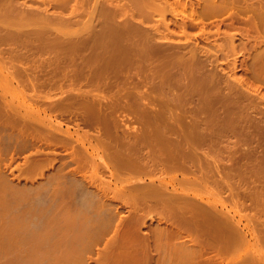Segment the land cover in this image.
<instances>
[{
	"label": "rangeland",
	"instance_id": "rangeland-1",
	"mask_svg": "<svg viewBox=\"0 0 264 264\" xmlns=\"http://www.w3.org/2000/svg\"><path fill=\"white\" fill-rule=\"evenodd\" d=\"M11 1L14 2V5L13 2L10 3L11 5L9 4L10 6L13 5L12 7H9V5L4 3V8H2V2V6H0V60L5 64H3L4 68H2L3 65L0 64V73L2 72V75H0L2 77L3 75L5 77L8 76L6 79L3 77L6 82H4L1 79L2 77H0V264H239V261H241L240 258L243 257L246 258H243L245 260H242L244 264H253L251 261L253 257H256V255L258 257L260 256L259 254H261V256L258 258L263 257L264 251L262 250L264 249V222L259 221V219L264 220V218H262L264 215V204H262V208H260L261 200L264 203V106H262L264 103H262L260 99L264 97V31H261V29L264 30V0H239V2L238 0L236 2L232 0L233 3L231 0H229V2L231 1L230 4L232 3L233 6L234 3H236V7H232L228 0H224L225 2H223V7L225 8L223 9H226V5L229 7L231 6V8L234 9L232 10L230 8L229 10L227 7V12L226 10L223 11L222 9V13L218 11V15L215 14L216 7H214V10H212L213 12L207 7L211 6L213 8L212 4H214L215 1L211 0L212 4H210V0H204L207 3L210 2L209 5H206V7L208 8V12H211V14L213 13L214 15H209L206 12L207 10H203L208 15L205 18L201 17L200 20V11L201 16L203 15V11L197 7V4L200 7V2H202V0L200 2L199 0H177V2L175 0V4H177V6L179 5V1L182 3L185 2L184 4L186 7L184 5L182 6H184L186 10H193V16H197L194 17L195 21L190 19L193 17L190 16L193 14L192 10L190 11L191 13L189 15L188 13L186 14L187 11H185L183 7L179 8L178 6L176 7L177 11H175L177 13L179 11L182 13L184 12V15L182 14V16L179 14L180 12L176 15L174 11L176 5L173 4L174 0H171L173 3H171L170 0H167V2L170 3L167 5L165 0H159V2L161 1L160 4H164L162 5L163 8L159 3L152 0L151 5L152 2L158 4L159 8L156 10L160 11V13L155 12V9L149 7L150 1L148 0L146 2L149 6L147 3H145V0H121V2L120 0H103L104 4H102V0H66V4L65 1L62 0V4H65L62 7L60 3V7L58 6V1L61 2V0H47L48 6H46L47 4L44 5L42 0H25L26 2L24 4L23 2L20 3L21 0H19V3L17 2L18 0ZM37 1L38 3L36 4L35 2ZM49 1H57V3L52 4L53 2H51V6ZM97 1L101 3L96 5L99 3ZM162 1L165 3H162ZM191 1L193 2V8H191ZM217 1L218 0H216L214 6L217 4L222 5V0H219V3H217ZM226 1L228 4H226ZM7 2L8 0H6V3ZM117 4V8L120 7L118 9L119 11L115 10ZM133 4L135 5L134 9V6H132ZM145 4L149 11L145 8L143 14L142 9L145 7ZM18 5L19 7L17 8ZM29 5L30 7L32 5L34 7V9L32 7L30 9L29 7V12L32 10L37 14L38 11L37 15L39 17L36 14H33L32 11L29 14L27 9L28 7L25 8ZM170 5L173 7L174 12L172 11V13H175L174 17L175 15L176 17L178 16L176 18L177 21L175 20L176 24L173 22L175 18L172 16L174 18L173 19L170 16L172 14L169 13V7L171 8ZM202 5L204 8V3H202ZM103 6L106 8H103ZM125 6H127L128 9H125ZM7 7H9V11ZM165 7L167 10L164 9ZM196 7L197 10H199V14L198 11H196V14L198 15L195 14L196 9L194 10ZM150 8L152 11H150ZM237 8L241 9V11H236ZM17 9L19 10L17 11ZM39 9L43 10L44 15L41 14L42 11ZM121 9L123 12H121L120 16ZM163 10L165 12L169 11L168 16L164 14ZM13 11H16V15H14ZM100 11L108 18H106L108 22L107 27H105L106 31L103 30L102 26H106L103 24H106L107 22H102L101 16L99 17ZM110 11L111 15L109 14ZM233 11H235L233 13L234 16H232L233 14L230 16ZM19 12L21 13L19 14ZM25 12L29 15H27ZM95 12H99V14L97 15ZM138 12H140V15L137 16ZM8 13L10 18L16 16L18 17L20 15V22L17 21L16 23L15 19L18 20L17 17L14 18V20H10L9 18L7 19L5 15ZM131 13L133 15L136 14L135 16H137V19L135 17L134 20L131 19L133 18ZM145 13L156 15L152 16L149 14V17L147 16L149 20L147 18L145 20L143 18V16L145 17V15H147ZM235 13H237V17H235ZM24 14L26 15L27 22H23L25 21ZM33 15L36 19L31 18ZM130 15L131 18H129ZM139 16V20L141 17V21L144 19L142 26L141 21L139 22L138 20ZM21 17L24 18L21 20ZM48 17L50 19H48ZM124 17H126L127 20L130 19L128 20L129 24L127 21H125L126 18ZM163 17H165V19L167 18L166 21ZM232 17H234V19ZM182 18L185 21H183ZM68 19L70 22H67ZM159 19L162 21V24L159 23ZM6 20L10 22H7ZM29 20L30 22H28ZM97 20L100 22H97ZM95 21L97 23L94 27L93 25H95ZM124 21L127 28L126 32L129 30V28H131L130 33H128L129 35L133 29L135 31V28L138 29V27L141 26L140 30L142 33L141 31L139 32V29H136V31L139 33L138 36L136 32V36L138 37L139 41L136 39L137 42H134L136 36H133V33L131 34V38L130 36L127 37V39L129 38L131 40L130 42L133 40V44L131 43L132 45L129 44V40L127 41L126 39H123L127 36H122V33L125 32ZM133 22L135 23L134 25H132ZM180 22L183 23L180 24ZM90 23L93 25L91 24L90 26ZM158 23L162 25H159V27H165L164 29H166L167 32H165V36L163 32L164 30L162 28L158 30L159 33H162L156 34ZM170 23L172 25H170ZM178 23L180 25H184L185 23L187 28L185 25L180 27L177 25ZM230 23L233 25L231 28ZM120 24H122V30L124 29V31L120 29ZM167 24L170 26L169 30L168 26L166 27ZM131 25L132 27H130ZM154 25L156 26V30ZM143 26L146 30L147 27L145 26L151 27L150 30L148 27V31H146L145 29H142ZM84 28L88 30L87 33L84 32ZM94 28L96 31L93 30ZM39 29L43 31L40 32ZM90 29L93 30L92 35V31ZM185 29L190 35L188 33L186 35ZM203 29L207 32L204 31L203 33ZM228 29H230L232 33L231 31L228 33ZM37 30H39V33ZM98 30L99 34L97 35ZM100 30L103 31L102 35H105V38L101 36ZM119 30H121L122 33ZM180 30L183 35L179 33ZM78 31L79 35H77ZM143 31H145L144 36L146 35V37H143ZM169 31L173 33L176 31L179 34L176 35L175 32L174 36V34ZM235 31H238L236 34L237 36L234 34L236 33ZM208 32L210 33L209 35ZM82 33L83 37L87 40H90L91 44L89 41L87 44V40L84 43L82 40L84 38H81ZM116 33H121L122 40H124L123 47V43L120 44L121 47L118 45L121 41V37ZM168 33H170V35L172 34L173 37ZM93 34L96 35L97 38H100V40H95L96 38L93 36ZM114 34L115 37H118V39L114 38L116 42H118H114V46H111L110 44H112L114 40ZM166 34L168 37H166ZM222 34L223 36H221ZM227 34H230L228 43ZM110 35L111 38L109 37ZM155 35L158 38L160 37V39H163L159 40L156 37V39L161 42H158V46L154 44L157 43V40L153 38ZM188 35L190 36V39L188 38L187 40ZM204 35L206 38L208 36V38L206 39ZM149 36L152 38L150 39ZM220 36L222 39H224V47L222 39L220 41ZM233 36L237 38L235 39ZM92 37L94 40H92ZM147 37L149 39V44L146 42ZM233 38L236 40L233 45L237 44L238 50H235V46V48L230 46L232 45V42H234ZM71 39L73 42L76 41L77 43L75 42V44L72 45L70 43ZM80 39L82 40V44L80 43ZM208 39H210L211 43H207V41L209 42ZM214 39H217L215 40L217 44L220 43V46L218 45L219 47L216 46L217 44ZM230 39H232L231 43ZM109 40H111V42ZM141 40H144V43H146L144 45L146 49L143 46L145 51L144 54L142 49L141 52L139 51V48H141L140 46L143 45ZM151 40L153 41V43H151L153 46L150 44V42H152ZM164 40L165 42L168 40L166 42L167 44L163 42ZM105 41L107 42V47L109 49L112 47V50L104 48L106 47ZM244 41H246L245 44L248 42L249 43L244 45ZM137 43H142V45L140 44L139 46ZM175 43L177 46H175ZM194 43H197V46H195L196 44ZM76 44H80L82 46L84 45V47L78 45L77 47ZM89 44L92 48L89 46ZM115 44L120 47L121 50ZM135 44H137L136 48L137 46L139 47L137 49L139 54L142 53L143 55L137 54L135 47L133 48V45ZM147 44L150 45L148 46L149 49L147 48ZM209 44L213 47V49L211 47L212 50L208 49L210 48ZM127 45H129V50L124 49V47ZM159 45H161V47H159ZM167 45L170 46L171 52L174 51V49L177 51V53H181V51H183L180 57L181 60L178 59L180 53L179 55H176L173 52L172 53L178 58L176 59L175 57H172V59L169 60V57H171V55L173 56L171 52V55H169V47L165 52V49H162L164 53L161 51L162 46L163 48H167ZM171 45L174 47V49ZM188 45H192L188 48L189 51L187 50ZM199 45L203 47L206 46V48H203V51L201 49L200 52ZM256 45L260 47H257ZM67 46H74V49L76 46L78 49L73 50V48H70L69 50ZM85 46H87V48L89 47L88 49L91 51L85 49ZM102 46L104 47L102 48ZM154 46L155 48L157 47V50H155ZM114 47L117 51L114 49ZM230 48H232L231 51L227 52V49ZM196 49L199 50L197 51ZM67 50H69V52ZM146 50L150 51V54L152 52L151 56L149 53V56H147L148 54L146 53ZM215 50L217 51L216 54L214 53ZM155 51H159L158 54ZM160 51L163 54H160ZM186 51H188L189 54L188 52L186 53ZM192 51L193 53L198 52L195 56H193V60L191 59L193 54ZM212 51L214 52L212 53ZM235 51H238V53L236 52L237 59L236 57V60L234 59V61L237 62L234 63L233 57L235 56ZM166 52H168V54ZM183 53L184 56L182 57ZM131 54L136 56H132ZM186 54L188 55L185 57ZM207 55L209 57H207ZM71 57H73V59L70 60ZM68 58L69 65L71 66H68V63L66 64L65 62ZM186 58L189 60V62L192 60L193 62L191 61V63L193 64L190 65L188 61L186 62ZM74 59H77V68L74 67L75 65H73V62H75ZM135 59L137 61L139 59L140 63L142 60V63L139 64L138 62V64H135L137 63ZM182 60L184 62H182ZM60 61L62 64L65 62V65L68 68L70 67V70L73 66L75 69L74 74L76 72V74H79V71L80 73L82 72V75L84 74L82 79L85 82H83L79 76L81 74H75L76 76L73 74V68L70 71L67 67H64V64L59 65ZM228 61L229 63H227ZM232 64L236 70H234ZM9 71L13 72L15 77L12 75L13 73H10ZM66 75L73 77L75 85L71 81L72 77L70 79L68 76L65 77ZM73 75L75 77L79 76L78 81L77 79L74 80L75 77ZM11 76H13L15 80ZM30 76H32L33 80L30 79ZM162 77L164 79L166 77L164 82V79H161ZM235 77L238 79V81L235 79ZM85 78L88 80H85ZM241 79L244 83H241ZM31 80L33 82H31ZM177 80L179 83H176ZM183 80H185V82ZM69 81L71 84H64L65 82ZM87 81L92 82V84L88 82L89 86L86 85ZM186 81L188 85H186ZM32 83L35 85L33 86ZM48 83L52 85H48ZM59 83L60 85L62 83L64 85H57V87L56 84ZM180 83H183L182 86L185 83V87H182ZM47 85L50 87H47ZM242 85L248 86H245L248 93L245 88L243 89ZM214 87L216 90L213 91L212 88L215 89ZM228 88L230 89L227 92ZM230 90H233L234 92ZM237 90H240V93ZM250 90L254 93L251 94L249 92ZM78 91H81L82 93L79 92L78 94ZM215 91L218 92L214 94ZM225 91L228 93V96H226L227 101H224V94H226ZM230 92L234 93V95H236L235 92H237L238 95L234 96ZM191 93L193 94L192 96ZM211 93L213 96L210 95ZM70 94L71 96L69 97L71 99L76 95L74 97L76 98L75 101H73L74 98L70 100L68 97ZM77 94L79 97H77ZM185 94L190 96H186ZM217 94L219 97L216 96ZM241 94L245 96V99H243L244 96ZM258 94L263 95L259 98ZM85 95L89 99L87 101L86 98L87 102L84 105L82 103L83 101L81 97L83 96V99H85ZM184 95L185 97H183ZM209 96L213 97V100L211 97L209 98ZM246 96L251 100L249 101L248 98L246 99ZM67 97L71 103L68 101L69 105L64 106L63 103L68 100ZM216 97L221 101H218L219 104L216 102ZM185 98L190 99H187L188 101H186ZM200 98L203 101L206 99L205 102H210H207L205 105V102H200ZM90 100H92V102L88 103ZM262 100L264 101V99ZM72 101L74 104L76 101L77 104L78 102L79 104L82 103L80 104L81 107L79 108L77 104L74 106ZM57 102L58 104L61 102L62 105H57ZM94 102L96 107L100 105L98 110L99 114L98 111L95 113V110L98 108H93V106L95 107ZM160 102L161 104L163 103L165 110L162 108ZM198 102H200V105ZM68 103L66 102L65 104ZM87 103L88 105L93 104L91 105V108L93 110L95 109V112H93L91 108L87 107ZM131 103H133L132 107H130ZM50 104H55V106H59L60 108L58 107L51 109L50 111L49 108H46L47 105H49L48 107L50 108H54ZM111 104L113 106H117L118 108L110 106ZM124 104L125 106H123ZM127 104L130 108H133L135 105H137L136 108L138 107L141 109V112L143 111L147 113L148 111V115L150 113L151 116L149 115L150 117H147L146 113L143 114V112L141 113L138 111L139 109L136 108L129 110V107H126L128 106ZM201 104L202 106L204 104V106L202 107ZM207 104H209V106ZM212 104L215 106H212ZM69 106H73L72 108H77L72 109L69 108ZM83 106H85V108H83ZM119 106L121 108H119ZM200 106L203 110L198 108ZM104 107L105 109H103ZM106 108H108V111H106ZM112 108H114L113 110H115V108H117L116 110L119 109L118 111H114V114L116 112V116H119L117 118L116 116L113 118V120L116 119L113 123L111 122L112 118L107 117L108 114L109 116L112 114H110V112L113 111L111 110ZM86 109H88V112H86ZM144 109L147 111H144ZM37 110L40 115L37 114ZM132 110H137L135 111L137 115ZM155 110H157V113ZM128 111H131L130 114L132 113V115L128 114ZM199 111L202 112L199 113ZM44 112L47 114H44ZM106 112L107 114H105ZM137 112L140 113L138 114ZM84 113H94L95 116L92 114L93 119H91V115L88 114V116L85 114V116L83 115ZM103 113L105 116L107 115V119L104 115V118L101 119ZM155 113L159 116L155 115ZM96 115L101 117L98 118L99 116L96 117ZM144 115H146V119ZM136 116L138 117L136 118ZM83 117H87V120L84 121L85 119L83 120ZM173 117L175 119H173ZM93 120H98L99 122H101V120H108L109 124L111 122L112 128L107 126L110 128L107 129L106 126H104L108 121H104L102 123H97V121H94L96 122L94 123ZM199 120H201L200 122L206 125L204 128H202L204 124H201ZM56 121H60L61 126L59 129L61 128L62 132L61 129L57 131L58 129L56 128H58L60 123L58 124ZM89 121L90 123L86 124ZM116 121L119 122L118 124L114 125ZM103 123L105 124L103 125ZM185 123L188 125H186V127H190L192 124V128L190 127L187 129V131H189L187 133L184 132V127H182L185 125ZM188 123H190V125ZM195 124H197L196 127ZM198 124L201 126L199 125L200 127H198ZM76 126L79 128V130L76 128ZM178 126L183 128V130L181 129L183 132L179 130L181 127L179 128ZM172 127H176L178 133H176L174 128L172 130ZM66 128L67 130L69 129L68 131H70V133L68 132L69 135L66 134ZM203 129L205 130L203 131ZM74 130H77L78 134H73L72 132H75ZM63 131L66 132L64 133L66 136L63 134ZM144 131L145 135L143 133ZM53 132L55 135H53ZM60 132L62 134H60ZM203 132H206V135L208 136L207 138L205 135L199 134ZM182 133H185V136L189 133L192 134H189V138L186 136L187 140L182 142L183 139H186ZM71 134L73 135L70 136ZM51 135L55 137L52 136L53 138H51ZM80 135L81 138L79 137ZM200 135L211 141L210 144L204 137V139H201ZM67 136H70V138ZM83 136H85V142H83L84 145L82 143L81 146V141L79 142L78 140H82ZM77 137H79L78 140ZM181 137L183 138L182 140ZM75 139L78 141V143L75 141ZM176 143L181 145L183 143H185L184 145H187L188 143L189 146H185V150L183 149V145V147H180L181 145H177ZM190 147L192 148L191 151L188 150ZM178 148L181 149V152ZM182 149L184 150V153L186 151L185 155L182 154ZM163 157H168V160L170 159L171 161L167 162V159L164 160ZM171 157L172 159L177 158L176 160H178L179 163L182 160L186 165L189 166V168H186V170L190 169L189 172H185L184 163L180 164V168L184 167V169H180L179 167L177 168V166H179L178 161L176 166V163H173L175 159L172 160ZM158 161L160 163H158ZM162 162H165V165ZM154 164H157L158 170L159 168L163 169L162 166L169 164L170 170L164 168L166 171L168 170L170 173H172L171 168L173 170L177 168L186 174L183 173L184 175H181L179 174V171L175 170L173 173H176L177 171L178 174V178H176L175 176L177 174H169L168 171L165 173L163 171L164 169L162 171H160V169L159 171L161 173H159L156 166L153 168L154 171L152 169L153 172L151 169H147L148 167L152 168ZM217 167L219 168L218 172L216 171L218 170ZM142 168H144V170L147 169V172H144ZM230 168L235 170H231ZM192 169H195L198 174L201 172V170L202 172L208 171V173H213V175L209 174L213 176V178L206 176V172H201L199 174H202L205 178L208 177L205 180L210 179L208 180L210 185L215 182L212 184L213 186L211 185V190L209 189L211 187L209 186V183L205 182L204 179L203 181H199V177H195V175L198 174ZM163 172L167 174V177L162 176ZM152 173L156 175H153ZM189 173H194V176L189 175ZM112 174L113 176H111ZM157 175L159 178H165L160 182L166 181L171 184L168 185L167 183L168 186H166V182L165 184L161 183V186L162 184L166 186H163L162 190L163 188L165 190V188L170 187L165 190L166 192H164V190L162 191L160 187L159 189L155 190L160 184L158 183L159 178H156ZM182 176H184V182H180L182 185L178 186V184H180L178 179ZM153 177L156 178L152 179V181L155 183V187L153 182L150 181ZM172 177H175L174 181L171 180ZM194 177L195 179L193 182L191 179ZM225 177L230 179L231 184L234 187L230 185L229 179H225ZM188 178L190 179L191 184L193 182L192 185L186 181H189ZM215 178L217 179L216 181H214ZM175 179L177 180L175 181ZM179 180L182 181L181 179ZM218 180L222 181V183L225 182V184L226 182H229L228 186L225 184L223 185V187L226 186L224 187L226 189L225 192L223 191V188H220L222 183L217 182ZM195 182H197L198 185H196ZM216 182L219 184V186L215 185ZM157 183L158 185L156 186ZM206 183L209 186L207 187L208 190L206 189V191L202 192V189H205L206 187L204 185L203 187L205 188L202 187L200 189V186ZM184 184H187L189 188L191 186L192 188H198L199 186V189H196L195 191V189L192 190V188H190V190ZM171 186H174V191L178 188V193L181 187L180 192L182 191L181 193H183V197L181 193H179L178 195H180L181 198L178 199L179 196L176 195V191L174 192L172 190L173 187ZM215 186L216 188H219H217L219 191L222 190L220 194L222 197L224 195H227V197L225 196L222 198L219 195V191H216L219 192L216 195V192H214L217 190L214 188ZM227 187L236 189L238 193L234 189L233 193H230V190H228L229 188ZM255 188H258V190ZM169 189L172 190L171 194L174 192L175 198L172 197L173 195L169 194L171 191ZM182 189H184V191L186 190L187 192H184ZM152 190H155L156 193H152ZM227 190L229 191L228 193ZM255 190L256 194L258 192V195L255 194ZM146 191H149L152 193V195ZM159 191H162V194L158 193ZM193 191L198 193L196 194ZM163 192L167 195L169 194L170 197H168L166 194H163ZM204 192H211V196H208L209 194H204ZM235 192L236 195H240L239 197H242L239 198L241 199L240 201L234 194ZM214 193L217 198H221L220 202L222 204L220 203V205H223V207L219 205V200H215L217 198L214 197ZM231 194H233L234 197H232ZM254 194L257 198L254 196ZM185 195L190 198H186L187 196L184 197ZM193 195L196 197L198 196V198L195 199V196ZM230 196L233 200L236 197L235 199L239 201V204H246V207L247 204L251 203V201L252 204H254L253 202H256V200L253 201V199H257V202L260 203V205L255 203L253 207L252 204H250V207L248 205L249 208H245V206L242 207L237 203L236 200H234L236 203L234 206V201ZM252 196L254 197L252 198ZM224 198L226 200H224ZM192 200H195L197 203H194V201L192 203ZM227 200L228 202L230 201L233 207L237 209H231V204L228 203ZM243 200L247 203L242 202ZM211 201H215L216 203ZM199 202H205L203 205H207L206 207H208L210 204H218L216 205V209H220L221 213L217 214V212L220 211H217L216 209H213V211L216 210L214 212L218 218L221 214L220 217L222 222L219 223L215 214L214 216L212 215L213 213L211 211V206L209 207L211 208L210 211L212 214H209L210 211L209 213L203 212L204 209L206 210V207H203L202 203L198 204ZM206 202L211 203L207 204ZM191 204H193L198 209H201L200 207H202L201 210L205 216H203L201 211H199V213L197 210L199 213L198 215H202V217L199 219H203V217L205 218L206 215H210V217L213 216L211 219L208 218V221L210 222L211 220V223L207 221L209 223L207 229L209 231L210 226V232L215 231V234L222 239L221 241H217L221 245L220 248H218L219 244L217 245V242L216 244L213 242L220 240V238L218 239L214 232L212 236V232L206 233L207 230H202L204 229L202 228L204 227L203 225H207V222L203 223L202 221L201 223L199 221L201 224V229L199 223L196 225V223L193 222H198L199 216L197 219L194 218L195 215L197 216V213L194 211L196 210L194 207L192 208V212L194 211L195 215L192 213L193 216H190L191 207L193 206ZM196 204L198 205L196 206ZM256 204L259 205L258 208L260 211L263 209L261 212L257 211L259 209H256ZM207 209L209 210V208ZM234 209L237 213H234ZM240 209L242 210L240 215H244V217L246 216L245 218H239V211H241ZM244 209L245 211H243ZM254 210H256L257 213L254 212ZM172 211L177 213L176 216L174 213H171ZM257 214L260 215L261 218L257 216ZM247 215L248 217L252 216L257 218L255 220H253V218L252 221L249 218L248 221ZM133 216L138 218L137 221H135L136 219H134ZM190 217L191 219L193 218L196 220L188 223V220L191 221ZM214 217L217 219L215 223ZM129 218L134 220L131 224H128L131 222L129 221ZM180 220H182L183 223ZM239 221L240 223L238 225ZM191 223L193 224L191 225ZM194 223L196 227L194 226ZM216 223H219V225ZM210 224H214L213 227L215 229V226L218 225L217 231L213 228L212 230V225ZM124 225H133V227H131V230L130 226L129 229H124ZM237 226L240 228L238 229ZM233 229H238L237 232L242 230V232L237 233L235 230V232L232 234ZM198 230L202 234H199L200 232ZM203 233L205 236H207L205 239L208 238L210 240H212L211 237L213 238L215 235L217 239L215 240L214 237L212 242L216 246L213 245L214 247H212L211 241L208 243L210 245H207L208 239H204L202 236ZM258 233H260L259 235L262 236H259V239L254 237V235H257ZM210 234L211 236H208ZM231 234L233 236H237L238 234V239H233ZM240 235H243L242 238L245 235L244 239L246 240V243H244L245 240L243 241ZM229 236H232L234 241L231 239L232 241L230 240V242H228V240L227 243L226 239ZM240 239L242 240V244L239 242ZM254 239L258 241L260 240V242L257 244L258 241H255ZM247 241H249V244H252V248L250 247L251 245L247 244ZM253 241H255L254 244ZM225 242L228 245H225L224 250L223 248L221 249V247H224L222 244L224 245ZM256 244L257 246L261 245V248L263 249L260 250V247H258L259 249L256 248ZM258 250H260V252L263 254ZM251 255L254 256L252 257ZM251 257L252 259H250ZM254 259L257 260V258Z\"/></svg>",
	"mask_w": 264,
	"mask_h": 264
},
{
	"label": "bare ground",
	"instance_id": "bare-ground-1",
	"mask_svg": "<svg viewBox=\"0 0 264 264\" xmlns=\"http://www.w3.org/2000/svg\"><path fill=\"white\" fill-rule=\"evenodd\" d=\"M14 1H15V0H14ZM29 1H31V0H29ZM32 1H33V0H32ZM45 1H46V2H45ZM45 1L42 0V2H44V5L47 4V0H45ZM54 1H55V0H54ZM63 1H65V4L67 3L66 0H63ZM70 1H71V0H70ZM123 1H125V0H123ZM146 1H147V0H145V3H147ZM148 1H150V4H149L150 6L148 5V3H147V5H148L149 7H151L152 9H155V10H154L155 12H159V13H160V11H157V10H156V9H158L159 7H158V4H155V2H157V3L160 4L161 1L159 2V0H158V1H157V0H154L155 2H154V3L152 2V5H151V1H152V0H148ZM168 1H169V0H168ZM180 1H181V0H180ZM180 1H179V2H180ZM200 1H201V0H199V2H200ZM203 1H204V0H202V2H200V3H201L200 7L198 6V4H197V7L200 8V10H202V11H203V10H204V11L207 10L206 12H207L209 15L211 14V12H208V8H209L210 11H212V10L215 9L214 7H216V9H215V14H217V15H218L219 12L222 13V9L225 8V7H223V2H225L224 0H222V5H221V4H220V5L217 4V5H215V6H214V4L216 3V0H213V1H215L214 4H212V1H211V0H210L211 3H210V2L207 3L206 1H204V2H203ZM231 1H232V0H231ZM231 1H230V2H231ZM233 1L236 2L237 0H233ZM233 1H232V3H233ZM1 2L3 3V7H2V8H4V3L7 4V5H9V4H10L11 2H13V1H11V0L9 1V0H8V2L6 3V0H0V6H2ZM17 2L19 3V0H18ZM22 2H23V4H24L26 1H25V0H24V1L21 0L20 3H22ZM42 2H40V3H42ZM49 2H50V1H49ZM51 2H53V1H51ZM51 2H50V5H51ZM97 2H99V1H97ZM120 2H121V0H120ZM163 2H164V1H162V3H163ZM165 2H166V5L169 3V2H167V0H165ZM165 2H164V3H165ZM170 2L173 3L171 0H170ZM176 2H177V0H176ZM179 2H178V4H179V5H178L179 8H180V7H183V8L185 9V7H186V5L184 4L185 2H184V1H183L184 3L180 2L181 5H180ZM197 2H198V1H197ZM199 2H198V3H199ZM219 2H220V1L218 0L217 3H219ZM228 2H229V0H228ZM230 2H229V4H230ZM238 2H239V0H238ZM238 2H237V3H238ZM240 2H241V1H240ZM35 3L37 4L38 1L35 2ZM55 3H57V1H56V2H53L52 4H55ZM59 3L61 4V7H62L63 5H65L64 3L62 4V0H61V2L58 1V4H59ZM100 3H101V2L97 3L96 5H98V4H100ZM191 3H192V4H191V8H193V7H194V6H192V5H193V2L191 1ZM200 3H199V4H200ZM202 3H204V8H206V9L203 8ZM206 3H207V4H206ZM209 3L212 4L213 8H212L211 6H207L208 8L206 7V5H209ZM232 3H231L230 5H232ZM26 4H27V3H26ZM60 4L58 5L59 7H60ZM102 4H104V3H103V0H102ZM118 4H119V2H118ZM118 4H117L116 7H115L116 9L114 8L115 10H118V9L120 8V7L117 8ZM169 4H170V3H169ZM173 4H175V0H174V3H173ZM226 4H228L227 1H226ZM235 4H236V3H234V6H235ZM10 5H11V4H10ZM10 5H9V7H12V6L14 5V2H13V5H12V6H10ZM27 5H28V4H27ZM42 5H43V4H42ZM42 5H41V6H42ZM119 5H120V4H119ZM121 5H122V4H121ZM123 5H124V3H123ZM162 5H164V4H160V6H162ZM175 5H176V6H175L174 11H175V10L177 11L176 7H178V6H177V4H175ZM182 5H184L185 7L182 6ZM46 6H48V4H47ZM51 6H52V5H51ZM53 6H54V5H53ZM132 6H134V7H133V9H134V8H135V5L133 4ZM156 6H157V8H156ZM168 6H169V5H168ZM170 6H171V8L169 7V9H170L169 11H170V12H169V11H168V12H169L170 14H172V15H170L171 17H172V16L174 17V14H175V13H176V15H177V14L180 12V11H179V8H178V11H179V12L177 13V12L175 11V13L173 14V13H172V11H173V7H172V5H170ZM234 6L232 5V7H234ZM9 7H7V8H8V11H9ZM18 7H19V5L17 6V8H18ZM27 7H28V8H27ZM29 7H30V5L25 7V8L28 9V12H29ZM31 7L34 9L33 5H32ZM31 7H30V9H31ZM39 7H40V4H39ZM54 7H55V6H54ZM56 7H57V4H56ZM129 7H130V5H129ZM153 7H154V8H153ZM166 7H167V6H166ZM166 7L164 8L165 10H167ZM187 7H188V5H187ZM197 7L194 8V10L196 9V10H195V14H196V11H198V14H199V10H197ZM221 7H222V8H221ZM227 7H228L229 10H230L231 6L229 7V6L226 5V9H227ZM235 7H236V6H235ZM15 8H16V7H15ZM37 8H38V5H37ZM101 8H102V7H101ZM101 8H100V10H101ZM103 8H106V7L103 6ZM103 8H102V9H103ZM123 8H124V7H123ZM145 8H146V4H145V7L142 9V13H143V14H144V9H145ZM151 8H150V11H152ZM162 8H163V6H162ZM189 8H190V7H189ZM210 8H211V9H210ZM13 9H14V8H13ZM44 9H45V8H44ZM125 9H128L127 6H125ZM136 9H137V8H136ZM160 9H161V7H160ZM171 9H172V10H171ZM218 9H220V10H218ZM226 9H223V11L226 10ZM231 9L233 10L234 8H231ZM18 10H19V9H17V11H18ZM24 10H25V9H24ZM39 10L42 11L41 14H43V10H42V9H39ZM98 10H99V9H98ZM98 10H96V11H98ZM146 10H148V8H146ZM180 10H181V9H180ZM188 10H189V9H188ZM188 10L185 9V11H187L186 14L188 13V14L190 15V13H191L190 11H191L192 9L189 10V11H188ZM237 10H238V11H241V9H239V8H237L236 11H237ZM3 11H4V10H3ZM20 11H21V9H20ZM25 11H26V10H25ZM31 11H32V10H30V12H31ZM40 11H39V12H40ZM118 11H119V10H118ZM125 11H126V10H125ZM148 11H149V10H148ZM154 11H153V13H154ZM161 11H162V10H161ZM174 11H173V12H174ZM204 11H203V15H205V16H203V15L201 16V11H200L199 20L201 19V17H203V18L207 17L208 14H207L206 12H204ZM218 11H219V12H218ZM5 12H6V11H5ZM13 12H14V11H13ZM15 12H16V11H15ZM15 12H14V15H16ZM23 12H24V11H23ZM30 12H29V14H30ZM32 12H33V11H32ZM46 12H47V10H46ZM105 12H106V11H105ZM121 12H123L122 9H121V11H120V16H121ZM134 12H136V11H134ZM163 12H164V14H166V15L168 16L169 13H168L167 11H166L167 13H166L164 10H163ZM192 12H193V10H192ZM212 12H213V11H212ZM226 12H227V10H226ZM234 12H235V11H233V12L230 14V16H231ZM9 13H11V12H9ZM9 13L7 14L8 17H7V15H5L7 19L9 18L10 20H11V19L14 20V18L17 17V16H16V17H12V18H10ZM20 13H21V12H19V14H20ZM25 13H26V12H25ZM44 13H45V12H44ZM107 13H108V12H107ZM113 13H114V11H113ZM116 13H117V12H116ZM132 13H133V12H132ZM132 13H131V14H132ZM142 13H141V14H142ZM237 13H238V12H237ZM237 13H235V17H237V16H236ZM5 14H6V13H5ZM22 14H23V13H22ZM22 14H21V16H22ZM26 14L29 15L28 13H26ZM33 14H36V12H33ZM37 14H38V11H37ZM37 14H36V15H37ZM95 14L98 15L99 12H98V13L95 12ZM109 14L111 15V11L109 12ZM145 14H147V13H145ZM149 14H150V13H148L147 15H145V17H144L143 15H142V16H143V18L146 20V18H147V16H148ZM162 14H163V13H162ZM179 14H181V15L183 14V15H184V12H183V13L180 12ZM198 14H196V15H198ZM14 15H13V16H14ZM17 15H18V13H17ZM24 15H25V14H24ZM31 15H32V13H31ZM43 15H44V14H43ZM47 15H48V12H47ZM102 15L104 16V14L100 11V15H99V17L101 16V18H102V22H103V21H104V22H107V20H106L107 16L105 15L106 17L104 16V19H103V16H102ZM135 15H136V14H135ZM135 15L132 14V17H133V18H131V15L129 16V18H131V19L134 20V17H135V18L137 19V16L140 15V12H138L137 16H135ZM150 15L153 16V15H156V14H150ZM176 15H175V17H174L175 19L172 17V18L174 19L173 22H174L175 24H176V21H177L176 18L178 17V16L176 17ZM181 15H180V16H181ZM183 15H182V16H183ZM193 15H194V12H193V14L190 15V16H193ZM211 15H214V14L212 13ZM217 15H216V16H217ZM37 16H38V15H37ZM45 16H46V14H45ZM45 16H43V17H45ZM118 16H119V14H118ZM124 16H125V12H124ZM232 16H234V14H233ZM30 17H31V16H30ZM38 17H39V16H38ZM95 17H96V16H95ZM99 17H97V18H99ZM126 17H127V15H126ZM126 17H124V18H126ZM148 17H149V16H148ZM160 17H161V16H160ZM160 17H159V18H160ZM194 17H197V16H193V17L190 18V19L193 20V21H195V20H194ZM17 18H18V20L15 19L16 23H17V21L20 22V19H19V18H20V15H19ZM23 18H24V17H23ZM23 18L21 17V20H22ZM27 18H29V17H27ZM31 18H32V19H36V18L34 17V15H33V17H31ZM31 18H30V19H31ZM50 18H51V16H50ZM50 18L48 17V19H50ZM52 18H53V17H52ZM124 18H123V20H124ZM139 18H140V16L138 17V20H139ZM161 18H162V17H161ZM163 18L165 19V17H163ZM232 18L234 19V17H232ZM107 19H108V18H107ZM136 19H135V20H136ZM141 19H142V17H141ZM141 19L139 20V22L141 21ZM144 19H143V21H141V26H142V23H144ZM147 19L149 20V18H147ZM166 19H167V18H166ZM166 19H165V21H166ZM195 19H197V18H195ZM71 20H72V19H71ZM99 20H100V19H99ZM128 20H130V19H128ZM128 20H127V18H126L125 21L128 22ZM159 20H160V19H159ZM175 20H176V21H175ZM180 20H181V18H180ZM182 20H183V18H182ZM6 21H7V22H10V21H8V20H6ZM100 21H101V20H100ZM100 21L97 20V22H100ZM125 21H124L125 32H124V33L121 32V30H122V26H121V25H122V24L119 25V26H121V27H120L121 30H119V31L123 34V35H122L123 37H124V35H127V36H126L125 38H123V39H124V40L126 39L127 41L129 40V42H130L131 40H130L129 38L127 39V37L130 36V38H131V34H132V33H133V36H136V32H137V34H138V36H139V33H138V31H136L137 28H135V31H134V29H133L132 32H131V34L129 35L128 33H130V31H131L130 29H131V28L128 27L129 30L126 32L127 28H126ZM165 21H164V22H165ZM183 21H185V20H183ZM11 22H12V21H11ZM23 22H27V20H26V15H25V21H23ZM28 22H30V20H29ZM67 22H70L69 19H68ZM92 22H93V21H92ZM97 22L95 21V25H93L92 23H90V26H91V24H92V25L95 27ZM127 22H126V23H127ZM131 22H132V21H131ZM131 22H130V23H131ZM173 22H171V23H173ZM202 22H203V20H202ZM159 23L162 24V21L160 20ZM159 23H158V25H157V31H156L157 33H156V32H155V33L158 34V33H159L158 30H159L160 28H162L164 31H163V30H160V31H163V32H164V36H165L166 29H164L165 27H164V28H163V27H159V25H160ZM167 23H169V22H167ZM171 23H170V25H172ZM181 23H183V22H180V24H181ZM99 24H100V23H99ZM107 24H108V22H107L106 24H103V25H106V26H104V27L102 26V28H103L104 31H106V30H105V29H106L105 27H107ZM128 24H129V22H128ZM134 24H135V23L133 22L132 25H134ZM136 24H137V23H136ZM156 24H157V23H156ZM156 24H155V25H156ZM164 24H165V23H164ZM164 24H163V26H164ZM180 24L178 23L177 25H179L180 27L185 25V27H186V24H185V23H184V25H180ZM230 24H231V23H230ZM100 25H102V24H100ZM100 25H99V27H100ZM132 25H131L130 27H132ZM155 25H154V26H155ZM173 25H174V24H173ZM97 26H98V25H97ZM124 26H123V27H124ZM141 26H140V27H141ZM160 26H162V25H160ZM167 26H168V30H169V27H170V26H169L168 24L166 25V27H167ZM231 26H233V25L231 24V25H230V28H231ZM137 27H138V26H137ZM140 27H138L139 32L141 31V30H140ZM145 27H147V30L144 28V26H143L142 29H143V30L145 29L146 31H148V27H149V26H145ZM150 27H151V26H150ZM150 27H149V30H150ZM173 27H174V26H173ZM88 28H89V25H88ZM92 28H93V27H92ZM183 28H184V27H183ZM186 28H187V27H186ZM84 29L86 30V31L84 30V32L87 33L88 30H87L86 28H84ZM98 29H99V28H98ZM100 29H101V28H100ZM138 29H137V30H138ZM39 30H40V29H39ZM39 30H37L38 33H39ZM80 30H81V29H80ZM90 30L92 31V32L89 31V32H91V35H92V33H93V30L96 31L95 28H94L93 30H92V29H90ZM155 30H156V26H155ZM174 30H175V29H174ZM174 30H173V31H174ZM217 30H218V28H217ZM31 31H32V30H31ZM42 31H43V30H40V32H42ZM100 31H101V30H100ZM108 31H109V30H108ZM122 31H124V29H123ZM204 31H205V30L203 29L202 32L204 33ZM218 31H219V30H218ZM225 31H226V30H225ZM229 31H231V30L228 29V33H230ZM261 31H264V30L261 29ZM151 32H152V31H151ZM169 32H171V31H169ZM175 32H176V31H175ZM175 32H174V33L171 32V33H173L174 36H175ZM185 32H186V29H185ZM205 32H207V31H205ZM233 32H234V31H233ZM235 32H236V33H234V34H235V36H237L236 34H237L238 31H235ZM27 33H28V31H27ZM80 33H81V31H80ZM96 33H97V32H96ZM104 33H105V32H104ZM106 33H109V32H106ZM121 33H116V34H118V35L121 37ZM126 33H127V34H126ZM134 33H135V35H134ZM141 33H142V31H141ZM144 33H145V31H143V37H146V35L144 36ZM161 33H162V32H160L159 34H161ZM166 33H167V32H166ZM179 33L182 34L181 30H180ZM179 33L176 32V35H178ZM183 33H184V31H183ZM187 33H188V32H186V35H187ZM203 33H202V34H203ZM231 33H232V31H231ZM89 34H90V33H89ZM98 34H99V30H98L97 35H98ZM102 34H103V31H101V36L104 37L105 35H102ZM149 34H150V33H149ZM153 34H154V31H153ZM168 34L170 35V33H168ZM188 34H189V33H188ZM205 34H206V33H205ZM209 34H210V33L208 32V35H209ZM77 35H79V31L77 32ZM81 35H82L81 38H84V37H83V33H82ZM85 35H86V34H85ZM147 35H148V34H147ZM150 35H151V34H150ZM182 35H183V34H182ZM186 35H185V37H186ZM189 35H190V34H189ZM189 35L187 36V40H188V38L190 39V36H189ZM224 35H225V37H226L225 32H224ZM229 35H230V34H229ZM229 35L227 34V36H228V37H227V43H228ZM88 36H89V35H88ZM93 36L96 38L95 40H100V38H97L96 35L93 34ZM101 36H100V37H101ZM106 36H108V35H106ZM133 36H132V37H133ZM170 36H172V34H171ZM170 36H169V37H170ZM204 36H205V35H204ZM221 36H223V34H222ZM221 36L219 37V38H220V41H221V39H222ZM231 36H232V34H231ZM103 37H102V38H103ZM109 37L111 38V35H110ZM112 37H113V36H112ZM149 37H150V39L152 38L151 36H149ZM156 37H157V36L155 35V37H153V38L156 39ZM166 37H168L167 34H166ZM172 37H173V36H172ZM172 37H171V38H172ZM225 37H224V38H225ZM233 37H234V36H233ZM238 37H239V36H238ZM86 38H87V37H86ZM102 38H101V41H102ZM104 38H105V37H104ZM104 38H103V39H104ZM110 38H109V39H110ZM114 38H115V39H118V37H115V34H114L113 39H114ZM205 38H206V36H205ZM207 38H208V36H207ZM207 38H206V39H207ZM231 38H232V37H231ZM234 38H235V37H234ZM234 38H233V40H234ZM236 38H237V37H236ZM236 38H235V39H236ZM77 39H78V38H77ZM107 39H108V37H107ZM107 39H106V40H107ZM115 39H114V40H115ZM136 39H138L137 36H136L135 39H134V40H135V41H134L135 43L137 42ZM142 39H143V38H142ZM157 39H159V40H163V39H160V37H159V38L157 37ZM157 39H156V40H157ZM75 40H76V39H75ZM80 40H81V39H80ZM82 40H83L84 43H85V41H86L87 39L84 38V39H82ZM82 40H81V42H80L81 44H82ZM92 40H94L93 37H92ZM114 40H113L112 44H110L111 46L113 45L114 42H115V43L118 42V41L116 42V40H115V41H114ZM119 40H120V38H119ZM124 40H122V37H121V41H122V42L120 41L118 45H120L121 43H123V45H122V47H123V46H124ZM145 40H146V39H145ZM152 40H153V39H152ZM152 40H151V41H152ZM159 40H157V43H154L156 46H158L157 44H158V42H160ZM168 40H169V39H168ZM168 40H166V42H167ZM208 40H209V42L207 41V43H211V42H210V39H208ZM215 40H217V39H214V41H215ZM223 40H224V39H222V41H223ZM230 40H231V41H230ZM230 40H229V41H230V43H231V42H232V39H230ZM78 41H79V40H78ZM88 41H89V43H90V40H87V44H88ZM109 41L111 42V40H109ZM138 41H139V39H138ZM148 41H149V39H148V37H147V41H146V42L149 44ZM153 41H154V40H153ZM153 41L150 42V44L153 43ZM169 41H170V40H169ZM235 41H236V40H234V42H232V45H230V46H232V47L235 46V47H236V48L234 47L235 50H238V49H237V44H236V45H233V43H235ZM75 42H76V41L73 42L72 39L70 40V43H71L72 45L75 44ZM105 42H106V41H105ZM105 42H104V44H105ZM132 42H133V40H132ZM132 42H130L129 44L132 45V44H133ZM141 42H143V45H142V43H140L142 46H140V44L137 43L141 48H139L138 46H137V48H136V45H137V44L133 45V48L135 47V49H136L135 51L137 52L138 55L142 54V53L139 54V51L141 52V49H142L143 54H144V52H145L144 49H143V46H144L146 43H144V40H143V41L141 40ZM163 42H165V40H164ZM166 42H165V43H166ZM170 42H171V41H170ZM170 42H168V43H170ZM215 42H216V41H215ZM245 42H246V41H244V45H247V44L249 43V42H248V43L245 44ZM260 42H261V41H260ZM76 43H77V42H76ZM92 43H93V42H92ZM127 43H128V42H127ZM127 43H126V44H127ZM131 43H132V44H131ZM160 43H161V42H160ZM172 43H173V42H172ZM67 44H68V43H67ZM90 44H91V43H90ZM90 44H89V46H90ZM108 44H109V43H108ZM148 44H147V48L149 49L148 46H150V45H148ZM166 44H167V43H166ZM170 44H171V43H170ZM187 44H188V43H187ZM194 44H196L195 46H197V43H194ZM216 44H217V42H216ZM219 44H220V43H219ZM219 44H217L216 46L219 47V46H220ZM259 44H260V43H259ZM259 44H258V45H259ZM77 45H78V46H82V45H80V44H76V46H77ZM85 45H86V44H85ZM110 45H108V46H110ZM115 45H116V44H115ZM181 45H182V44H181ZM218 45H219V46H218ZM258 45H256V46H257V47H260V46H258ZM76 46H75V49H74V46H73V47H72V46H71V47H68V46H67V48H69V50H70V48H73V50H76V49H78V48H77L78 46H77V47H76ZM113 46H114V45H113ZM116 46H117V45H116ZM116 46H115V47H116ZM151 46H153V45L151 44ZM163 46H165V45H163ZM163 46H162V48H161V51H162V49H165V50H164V52H165V51H167L166 49H168V47H169V50H168L169 55H171L172 52H173L174 54H176V55H177V54L179 55V53H180V52L177 53V51L174 49V47H173L172 45H171V46H172V48L174 49V51H172V52H171V50H170V46H169V45L166 46L167 48H165V47L163 48ZM175 46H177L176 43H175ZM178 46H179V45H178ZM185 46H186V43H185ZM190 46H192V45H188V46H187V50H188V48H189ZM209 46H210V44H209ZM224 46H225V45H224V41H223V47H224ZM82 47H84V45H83ZM85 47H86L85 49H88V48H89V47L87 48V46H85ZM90 47H91V46H90ZM103 47H104V46H102V48H103ZM115 47H114V49H115ZM117 47H118V46H117ZM120 47H121V45H120ZM120 47H118V48H120ZM126 47H127V48H126ZM126 47H124L125 50H127V49L129 50V49H130V48H128L129 45H127ZM130 47H131V46H130ZM159 47H161V45H159ZM179 47H181V46H179ZM199 47H200V52H201V49H202V51H203V48H206V46L203 47V46H200V45H199ZM211 47H212V46H210V48H208V47H207V48L210 49V50H212L213 47H212V49H211ZM214 47H215V46H214ZM227 47H228V45H227ZM254 47H255V46H254ZM91 48H92V47H91ZM104 48H105V49H109V48L107 47V42H106V47H104ZM110 48H111V49H109V50H112V49H113L112 47H110ZM131 48H132V47H131ZM138 48L140 49L139 51H137ZM144 48L146 49L145 46H144ZM150 48H151V47H150ZM154 48H155V46H154ZM156 48H157V47H156ZM156 48H155V50H157ZM193 48H194V47H193ZM193 48H192V49H193ZM197 48H198V47H197ZM225 48H226V47H225ZM82 49L85 50L84 48H82ZM148 49H147V50H148ZM176 49H177V48H176ZM178 49H179V48H178ZM215 49H216V48H215ZM220 49H222V48H220ZM231 49H232V48L227 49V50H228L227 52L231 51ZM69 50H67V51L69 52ZM88 50H90V49H88ZM115 50H116V49H115ZM120 50H121V48H120ZM131 50H134V49H131ZM147 50H146V53H147V54H148V53L150 54V51H147ZM153 50H154V49H153ZM182 50H183V49H182ZM196 50L198 51L199 49H196ZM196 50H194V51H196ZM206 50H207V49H206ZM71 51H72V50H71ZM80 51H81V49H80ZM90 51H91V50H90ZM113 51H114V50H113ZM116 51H117V50H116ZM161 51H160V54H163L164 52L162 51V52H163V53H162ZM179 51H181V50H179ZM184 51H185V49H184ZM188 51H189V50H188ZM188 51H186V53H187ZM190 51H191V50H190ZM204 51H205V50H204ZM73 52H74V51H73ZM78 52H79V50H78ZM84 52H86V51H84ZM155 52H156V51H155ZM158 52H159V51H158ZM158 52H156V53L158 54ZM168 52H166V53L168 54ZM170 52H171V53H170ZM182 52H183V51H181L179 58L176 57V55H174V54L172 53L173 56L171 55V57H169L170 59H169V58H168V59L171 60L172 57H173V58L175 57L176 59L178 58V59L181 60L180 57H181ZM213 52H214V51H212V53H213ZM216 52H217V51L215 50L214 53L216 54ZM219 52H220V51H219ZM225 52H226V50H225ZM236 52L238 53V51H235V53H234L235 56L233 57V61H234L235 57H236V59H237ZM75 53H76V52H75ZM128 53H130V52H128ZM153 53H154V52H153ZM166 53H165V54H166ZM184 53H185V52H184ZM184 53H183L182 57L184 56ZM192 53H193V51H192ZM196 53H198V52L193 53L194 55L192 54V58H191L192 60H193V56H195ZM204 53H205V52H204ZM220 53H222V52H220ZM223 53H224V48H223ZM232 53H233V52H232ZM111 54H112V53H111ZM113 54H114V53H113ZM132 54H133V51H132ZM132 54H131V55H132ZM134 54H135V52H134ZM143 54H142V55H143ZM149 54H148L147 56H149ZM151 54H152V52H151ZM151 54H150V56H151ZM160 54H159V55H160ZM188 54H189V52H188ZM188 54H186L185 57H186ZM210 54H211V53H210ZM138 55H137V57H138ZM154 55H155V53H154ZM211 55H212V54H211ZM132 56H136V55H132ZM156 56H158V55H156ZM161 56H162V55H161ZM190 56H191V55H190ZM205 56H206V55H205ZM165 57H166V55H165ZM185 57H184V60H185ZM207 57H209V56L207 55ZM58 58H59V57H58ZM75 58H76V57H75ZM189 58H190V57H189ZM60 59H61V58H60ZM71 59H73V57H71L70 60H71ZM163 59H164V58H163ZM165 59H166V58H165ZM182 59H183V58H182ZM194 59H195V57H194ZM236 59H235V60H236ZM74 60H75V59H74ZM76 60H77V59H76ZM76 60H75L76 63L73 62V65H75L74 67H76V64L78 65V63H77ZM166 60H167V59H166ZM192 60H190V62H189V60L186 58V62L188 61L190 65L193 64V63H191ZM2 61H3V60H2ZM67 61H68V62H67ZM131 61H132V60H131ZM135 61H137V60L135 59ZM172 61H173V60H172ZM174 61H175V60H174ZM208 61H209V59H208ZM210 61H211V59H210ZM62 62H63V59H62ZM65 62H66V64L68 63V64H67L68 66H71V65H69V58L66 59ZM65 62L63 63V64H64V67H67V66L65 65ZM138 62H139V64H141V63H142V60H141V63H140V61H139V59H138L137 63H135V64H138ZM182 62H184V61L182 60ZM192 62H193V61H192ZM235 62H237V61H234V63H235ZM60 63H61V61H60ZM60 63H59V65H63L62 63H61V64H60ZM132 63H134V62H132ZM179 63H180V62H179ZM227 63H229V61H228ZM234 63H233V64H234ZM0 64L3 65L4 63L1 62V60H0ZM71 64H72V62H71ZM182 64H184V63H182ZM189 64H188V65H189ZM233 64H232V67H233ZM4 65H5V64H4ZM4 65L2 66V68H4ZM185 65H186V63H185ZM234 65H235V64H234ZM235 66H236V65H235ZM67 68H68V67H67ZM69 68H70V67H69ZM69 68H68V69H69ZM72 68H73V66L71 67V70H72ZM76 68H77V67H76ZM233 68H234V67H233ZM6 69H7V68H6ZM8 70H9V69H8ZM69 70H70V69H69ZM71 70H70V71H71ZM74 70H75V69L73 68V70H72V71H73V74H74ZM76 70H77V69H76ZM234 70H236V69L234 68ZM78 71H79V70H78ZM9 72H10V71H9ZM75 72H76V71H75ZM234 72H235V71H234ZM5 73H6V72H5ZM10 73H13V72H10ZM76 73H77V72H76ZM76 73H75V74H76ZM232 73H233V72H232ZM0 74L2 75V72H1ZM6 74H7V73H6ZM75 74H74V75H75ZM79 74H81V75H79ZM79 74H76V75H79V76L81 77V79H82V76H83L84 74L82 75V72L80 73V71H79ZM1 75H0V77H2ZM12 75L15 77L14 73H13ZM71 75H72V74H71ZM74 75H73V76H74ZM76 75H75V76H76ZM13 76H11V77L13 78ZM32 76H33V75H32ZM32 76H30V77H31L30 79L33 80ZM67 76L70 77L69 75H66L65 77H67ZM75 76H74V77H75ZM79 76L75 77L74 80L77 79V81H78V77H79ZM3 77H5V76L3 75ZM3 77H2L1 79H2L4 82H6L5 79H6V77H8V76H6L5 79H4ZM9 77H10V76H9ZM71 77H72V76H71ZM71 77H70V79H71ZM85 77H86V76H85ZM10 79H11V78H10ZM13 79L15 80V78H13ZM70 79H69V80H70ZM86 79H87V78H85V80H86ZM161 79H164V78L162 77ZM165 79H166V77H165ZM165 79L163 80V82L165 81ZM182 79H183V78H182ZM235 79H236V77H235ZM7 80H8V78H7ZM32 80H31V82H33ZM87 80H88V79H87ZM185 80H186V79H185ZM185 80H183V81L185 82ZM236 80L238 81V79H236ZM239 80H240V79H239ZM241 80H242V79H241ZM71 81H72L73 84L75 85V83H74V81H73V77H72V80H71ZM79 81H81V80H79ZM82 81H83V79H82ZM90 81H91V79H90ZM90 81H87V84H86V85H88V82H90ZM177 81H178V80H177ZM177 81H176V83H179V81H178V82H177ZM237 81H236V82H237ZM7 82H8V81H7ZM83 82H85V81H83ZM160 82H161V81H160ZM180 82H181V79H180ZM242 82H243V80L241 81V83H242ZM67 83H70V84H71L70 81H69V82H65L64 84L67 85ZM78 83H79V82H78ZM78 83H76V84H78ZM186 83H187V81H186ZM237 83H238V82H237ZM243 83H244V82H243ZM32 84H33V83H32ZM62 84H63V83H62ZM62 84H61V85H62ZM64 84H63V85H64ZM83 84H84V83H83ZM83 84H82V85H83ZM90 84H92V82H90ZM180 84H181V86H182L183 83H180ZM239 84H240V83H239ZM34 85H35V84H33V86H34ZM48 85H52V84L48 83ZM48 85H47V87H50V86H48ZM57 85H60V83H59V84H56V86H57ZM61 85H60V86H61ZM63 85H62V86H63ZM177 85H179V84H177ZM186 85H188V83H187ZM240 85H241V84H240ZM243 85H244V84H243ZM243 85H242V86H243ZM88 86H89V85H88ZM179 86H180V85H179ZM183 86L185 87V83H184ZM183 86H182V87H183ZM245 86H246V85H245ZM245 86H243V89L245 88ZM57 87H58V86H57ZM186 87H189V86H186ZM246 87H248V86H246ZM35 88H36V86H35ZM62 88H63V87H62ZM214 88H215V87H214ZM240 88H241V87H240ZM240 88H239V89H240ZM184 89H186V88H184ZM229 89H230V88H228L227 92L229 91ZM231 89H232V88H231ZM245 89H246V91H247V88H245ZM248 89H249V88H248ZM212 90L214 91V90H216V88H215V89L212 88ZM234 90H235V89H234ZM192 91H193V90H192ZM196 91H197V90H196ZM213 91H211V92H213ZM230 91H233V90H230ZM237 91L240 93V90H237ZM241 91H243V90H241ZM244 91H245V90H244ZM79 92L82 93L81 91H78V94H79ZM183 92H184V91H183ZM185 92H186V91H185ZM197 92H198V91H197ZM216 92H218V91H215L214 94H216ZM227 92L225 91L226 94L223 93V94L225 95V96L223 95V96L225 97L224 101H225V100L227 101V98H226V96H228V93H227ZM233 92H234V91H233ZM249 92H250L251 94L254 93V92H251V90H250ZM76 93H77V92H76ZM186 93H187V92H186ZM189 93H190V92H189ZM230 93H231L232 95H234V93H232V92H230ZM235 93H236V95H238L237 92H235ZM247 93H248V91H247ZM74 94H75V93H74ZM78 94H77V95H78ZM85 94H87V93H85ZM183 94H184V93H183ZM183 94H182V95H183ZM197 94H198V93H197ZM259 94H260V93H259ZM259 94H258V96H259V98H260V96H262L263 94H262V95H259ZM72 95H73V94H72ZM87 95H88V94H87ZM185 95L187 96L188 94H185ZM185 95H184L183 97H185ZM192 95H193V94L191 93V96H192ZM210 95L213 96L212 93H211ZM232 95H231V96H232ZM236 95H234V96H236ZM239 95H240V94H239ZM241 95H243V94H241ZM244 95H245V93H244ZM244 95H243V96H244ZM246 95H247V94H246ZM248 95H249V94H248ZM256 95H257V94H256ZM69 96H71V94L68 95V97H69ZM75 96H76V95H75ZM75 96H74V97H75ZM80 96H81V95H80ZM83 96H84V94H83ZM83 96L81 97V99H82V101H83L82 103L85 105L89 98H87V96L85 95V99H83ZM188 96H190V95H188ZM211 96H209V98H210ZM216 96H218V94H217ZM254 96H255V95H254ZM254 96H253V97H254ZM263 96H264V95H263ZM68 97H67V98H68ZM74 97H72V99H73ZM77 97H79V95H78ZM181 97H182V96H181ZM218 97H219V96H218ZM224 97H223V98H224ZM249 97H250V96H249ZM69 98H70V97H69ZM69 98H68V100L66 99V100H67V101H66L67 103H68V101H69ZM86 98H87V101H86ZM197 98H198V97H197ZM205 98H206V97H205ZM211 98H212V100H213V97H211ZM216 98H217V97H216ZM239 98H240V97H239ZM247 98H248V97L246 96V99H247ZM256 98H258V97H256ZM259 98H258V99H259ZM64 99H65V98H64ZM64 99H63V101H64ZM72 99L70 98V100H72ZM77 99H78V98H77ZM79 99H80V98H79ZM187 99H188V98H185L186 101H188L190 98H189L188 100H187ZM206 99H207V98H206ZM206 99H205V101H206ZM241 99H242V98H241ZM243 99H245V96H244ZM260 99H261L262 103H264V101L262 100V99H264V97H263V98H260ZM75 100H76V98L73 99V101H75ZM199 100H201L200 102H203V103L205 102V101H203L201 98H200ZM248 100L250 101L251 99L248 98ZM248 100H247V101H248ZM73 101H72V103H73ZM77 101H78V100H77ZM77 101H76V102H77ZM218 101H220V100H218V98H217V101H216V102H218ZM228 101H229V100H228ZM239 101H240V99H239ZM252 101H254V100H252ZM252 101H251V103H252ZM256 101H257V100H256ZM258 101H259V100H258ZM58 102H59V101H58ZM58 102H57V105L61 106V105H62L61 102H60L59 104H58ZM66 102H65V103H66ZM76 102H75V104L73 103L74 106L77 104ZM80 102H81V100H80ZM91 102H92V100H90L88 103H91ZM200 102H198L199 105H200ZM207 102H208V101H207ZM207 102H205V105H206ZM209 102H210V101H209ZM209 102H208V103H209ZM213 102H214V101H213ZM220 102H221V101H220ZM230 102H231V101H230ZM240 102H241V101H240ZM65 103H63L64 106H65V105H69V103H71V101H69L68 104H65ZM82 103H80V104H82ZM88 103H87V105H88ZM164 103H165V102H164ZM166 103H167V102H166ZM244 103H245V101H244ZM254 103H256V102H254ZM262 103H261V104H262ZM80 104H79V102H78V104H77V106H78L79 108L81 107ZM112 104H113V103H112ZM112 104H111L110 106H113ZM116 104H117V103H116ZM116 104H114V105H116ZM128 104H129V103H128ZM128 104H127V105H128ZM132 104H133V103L130 104V105H131L130 107H132ZM160 104H161V102H160ZM218 104H219V102H218ZM50 105H51L52 107H54V108H50V107H48L49 105H47L46 108H49L50 111H51V109H55V108H58V107H59V106H58V107L55 106V104H50ZM53 105H54V106H53ZM71 105H72V104H71ZM71 105H70V106H71ZM79 105H80V106H79ZM87 105H86V106H87ZM91 105H93V104H91ZM91 105H88L87 107L91 108ZM94 105H95V102H94ZM117 105H118V104H117ZM167 105H168V103H167ZM169 105H170V104H169ZM199 105H198V106H199ZM207 105L209 106V104H207ZM220 105H221V104H220ZM249 105H251V104H249ZM254 105H255V104H254ZM70 106H69V108H72V107H73V106H72V107H70ZM102 106H103V105H102ZM102 106H101V107H102ZM121 106H122V105H121ZM123 106H125V104H124ZM123 106H122V107H123ZM133 106H134V105H133ZM136 106H137V105H135L133 108H130L129 105H128V106H126V107H129L128 109L131 110V109L136 108ZM161 106H162V108L165 110V107H163V103L161 104ZM201 106H202V104H201ZM201 106L198 107V108L201 109ZM203 106H204V104H203ZM203 106H202V107H203ZM212 106H215V105L212 104ZM255 106H256V105H255ZM262 106H264V105H262ZM87 107H86V108H87ZM99 107H100V105H98V107H96V105H95V107L93 106V108H95V109L98 108L97 110L94 109L96 112H95L92 108H91V109L93 110V112L97 113V111L99 110ZM113 107H117V106H113ZM126 107H125V108H126ZM166 107H167V106H166ZM205 107H206V106H205ZM250 107H251V106H250ZM252 107H254V106H252ZM59 108H60V107H59ZM76 108H77V107H76ZM76 108L74 107V108H72V109H76ZM83 108H85V106H83ZM110 108H111V107H110ZM117 108H118V107H117ZM117 108H115V110H116ZM119 108H121V107L119 106ZM123 108H124V107H123ZM246 108L249 109L248 107H246ZM44 109H45V108H44ZM101 109H102V108H101ZM101 109H100V110H101ZM103 109H105V107H104ZM106 109H107L106 111H108V108H106ZM113 109H114V108H112L111 110H113ZM136 109H139V108L137 107ZM47 110H48V109H47ZM109 110H110V109H109ZM111 110H110V111H111ZM115 110H113V111L110 112V114L112 113V114L114 115V117H113L112 114H111L110 116H109V114H108V116H107V115H106V116H107V117H111L112 120H113V118H115V116H116V112H115V114H114V111H115ZM118 110H119V109H118ZM118 110H116V111H118ZM159 110H160V107H159ZM198 110H199V109H198ZM201 110H203V109H201ZM39 111H42V110H39ZM44 111H45V110H44ZM73 111H74V110H73ZM84 111H85V109H84ZM132 111H133V110H132ZM135 111H137V110H135ZM135 111H133V112H135ZM138 111L141 112V109H139ZM144 111H147V110L144 109ZM155 111H156V113H157V110H155ZM70 112H71V110H70ZM70 112H68V113H70ZM86 112H88V109H86ZM91 112H92V111H91ZM101 112H102V111H101ZM103 112H104V110H103ZM128 112H129L128 114H130L131 111H128ZM140 112H137V113L139 114ZM142 112H143V111H142ZM142 112H141V113H142ZM159 112H160V111H159ZM161 112H162V111H161ZM200 112H202V111H199V113H200ZM45 113H46V112H44V114H45ZM145 113H146V112H143V114H145ZM156 113H155V115H158V114H156ZM162 113H163V112H162ZM190 113H191V112H190ZM37 114L40 115V113L38 112V110H37ZM46 114H47V113H46ZM70 114H71V113H70ZM85 114L88 115L89 113H84L83 115H85ZM92 114L95 116L94 113H90L89 115H91V119H93V118H92ZM98 114H99V111H98ZM100 114H101V113H100ZM105 114H107V112H106ZM117 114H118V113H117ZM135 114H136V112H135ZM143 114H142V116H143ZM146 114H147V117H148L149 115L151 116L150 113H149V115H148V111H147ZM153 114H154V112H153ZM160 114H161V113H160ZM86 115H85V116H86ZM89 115H88V116H89ZM103 115H104V113L102 114V117L99 116V115H96V117L99 116L98 118L101 117V119H103L104 116H105V115H104V116H103ZM130 115H132V113H131ZM136 115H137V114H136ZM140 115H141V114H140ZM140 115H139V116H140ZM88 116H87V117H88ZM94 116H93V117H94ZM106 116H105V118H106ZM118 116H119V115H117L116 118H117ZM127 116H128V115H127ZM134 116H135V115H134ZM142 116H141V117H142ZM145 116H146V115H144V117H145ZM150 116H149V117H150ZM158 116H159V115H158ZM158 116H156V117H158ZM161 116H162V114H161ZM87 117H85V118L83 117V120L85 119L84 121H86V120H87ZM96 117H95V118H96ZM137 117H138V116H136V118H137ZM144 117H143V118H144ZM174 117H175V116H174ZM174 117H173V119L176 118V117H175V118H174ZM50 118H51V117H50ZM89 118H90V117H89ZM95 118H94V119H95ZM98 118H97V119H98ZM143 118H140V119H143ZM91 119H90V120H91ZM106 119H107V118H106ZM145 119H146V117H145ZM147 119H148V118H147ZM51 120H52V118H51ZM88 120H89V119H88ZM108 120H111V119H108ZM108 120H106V121H108ZM112 120H111V122L113 123V122H115L116 119H114L113 121H112ZM94 121H97V123H98V122L100 121V119H99V121H98V120H93V122H94ZM104 121H105V120H104ZM104 121L101 120V122H99V123H102V122H104ZM106 121H105V122H106ZM144 121H145V120H144ZM200 121H201V120H199V122H200ZM56 122H57V121H56ZM56 122H55V124H56ZM61 122H62V121H61ZM91 122H92V121H91ZM111 122H110V124H109V121H108V122H106V125H104L105 123H103V125L106 126L107 129H108L109 127L112 128V127H111ZM118 122H119V121H118ZM118 122L116 121V123H115L114 125L118 124ZM204 122H206V121H204ZM57 123L59 124L60 121L57 122ZM88 123H90V121L87 122L86 124H88ZM94 123H96V122H94ZM200 123H201V124H204V123H202V122H200ZM55 124H54V125H55ZM92 124H93V123H92ZM108 124H109V125H108ZM188 124L190 125V123H188ZM54 125H53V126H54ZM75 125H77V124H75ZM182 125H183V124H182ZM182 125H181V126H182ZM186 125H187V124L185 123V125H183L182 127H184V132L187 133V132H189V131H187V129L190 128V127L192 128V124L190 125V127H186ZM196 125H197V124H195V127H196ZM199 125H200V124H198V127L201 126V125H200V126H199ZM55 126H56V125H55ZM55 126H54V127H55ZM60 126H61V123H60V125L58 126V128L55 127L56 129H58L57 131H59V130L61 129V128L59 129ZM107 126H109V127H107ZM181 126H180V127H181ZM187 126H188V125H187ZM204 126H206V125L204 124V125L202 126V128H204ZM54 127H53V128H54ZM74 127H75V126H74ZM78 127H79V125H78ZM78 127L76 126V128H78ZM113 127H114V126H113ZM178 127H179V126H178ZM180 127H179V128H180ZM182 127L179 129L180 131L183 130ZM185 127H186V128H185ZM193 127H194V126H193ZM195 127H194V128H195ZM198 127H197V128H198ZM110 128H109V129H110ZM173 128H174V130H176V127H172V130H173ZM70 129H71V128H70ZM74 129H75V128H74ZM181 129H182V130H181ZM185 129H186V131H185ZM68 130H69V129H68ZM68 130H67V128H66L65 131H66L67 133L63 131V134L66 133L67 135H69L68 132L70 133V131H68ZM78 130H79V128H78ZM192 130H193V129H192ZM192 130H190V131H192ZM204 130H205V129H203V131H204ZM57 131H56V132H57ZM74 131H75V130H74ZM54 132H55V130H54ZM54 132H53V135H55ZM61 132H62V129H61ZM61 132H60V134H62ZM182 132H183V131H182ZM201 132H202V131H201ZM72 133H73V134H74V133H77V134H78V131L76 130L75 132H72ZM143 133H144V135H145V131H144ZM176 133H178V130H176ZM192 133H193V132H192ZM192 133H191V134H192ZM210 133H211V132H210ZM73 134H71L70 136H72ZM179 134H180V133H179ZM183 134H184V136H185V133H182V135H183ZM189 134H190V133H189ZM189 134H188V135L186 134V136H187L188 138H189V136L191 135V134H190V135H189ZM199 134H203V135H205L206 138L208 137V136L206 135V132H205V133H204V132H203V133H199ZM207 134H208V133H207ZM53 135H51V138L55 137V136H53ZM64 135H65V134H64ZM75 135H76V134H75ZM182 135H181V136H182ZM52 136H53V137H52ZM65 136H66V135H65ZM70 136H67V137L70 138ZM77 136H78V135H77ZM178 136H179V135H178ZM184 136H183V137H184ZM186 136H185V138H186ZM79 137L81 138V135H80ZM79 137H77V140H78ZM84 137H85V136H83V139H82V140H81V139L78 140L79 142L81 141V144H80L81 146H82V143L85 142ZM203 137H204V136H203ZM203 137L200 135V138H201V139H204V138H205V137H204V138H203ZM68 138H67V139H68ZM72 138H73V137H72ZM206 138H205V139H206ZM73 139H74V138H73ZM176 139H177V138H176ZM182 139H183V138L181 137V140H182ZM69 140H71V139H69ZM77 140L75 139V141H77ZM178 140H179V139H178ZM178 140H176V141H178ZM185 140H187V138H186V139H183L182 142L185 141ZM206 140H207V141L209 142V144H210L211 141H209L208 139H206ZM78 141H77V143H78ZM204 141H205V140H204ZM200 142H201V141H200ZM205 142H206V141H205ZM208 142H207V143H208ZM236 142H238V141H236ZM202 143H203V142H202ZM176 144H177V145H181V144H178V143H176ZM184 144H185V143L182 144L184 147H183L182 145L180 146V147H183V149H185L186 147L189 146L188 143H187V145H184ZM83 145H84V143H83ZM185 146H186V147H185ZM174 147H175V146H174ZM174 147H170V148H174ZM176 147H177V146H176ZM178 149H180V148H178ZM178 149H177V150H178ZM183 149H182V152L184 151ZM191 149H192V148L190 147V149H188V150L191 151ZM185 150H186V149H185ZM180 152H181V149H180ZM189 153H190V152H189ZM182 154L185 155V154H186V151H185V153L183 152ZM187 154H188V153H187ZM167 155H168V154H167ZM165 156H166V154H165ZM187 156H188V155H187ZM169 157H170V156H169ZM184 158H185V156H184ZM163 159H164V160L167 159V160H166L167 162H168V161H171L170 159L168 160V157H165V158L163 157ZM171 159H172V157H171ZM174 159H175L176 162L174 161L173 163H176V166H177V161H178V160H176L177 158H174ZM174 159H172V160H174ZM182 159H183V158H182ZM166 161H165V162H166ZM165 162H162V163H164V165H165ZM181 162H182V163H181ZM181 162L179 163V161H178V165H179V166H177V168H178V167L180 168V166H181L180 164H183V163H184L182 160H181ZM158 163H160V162L158 161ZM158 163H157V164H158ZM171 163H172V162H171ZM157 164H156V165L154 164V166L152 165V166H153L152 168H149V167H148L147 169H151V171H152V169L156 166V168H157V170H158V166H157ZM169 164H170V163H169ZM169 164L166 165L168 168H167L166 166H162L163 169L166 168V169L170 170V169H169ZM172 165H173V164H172ZM174 165H175V164H174ZM184 165H185V172H186V173L189 172L190 169H187L188 171L186 170V168H187V167L189 168V166L186 165L185 163H184ZM184 165H183V166H184ZM145 166H146V165H145ZM216 166H217V165H216ZM159 167H160V166H159ZM232 167H233V166H232ZM145 168H146V167H145ZM156 168H155V169H156ZM170 168H171V166H170ZM173 168H174V166H173ZM177 168H175L174 170L171 168L172 173H170L168 170H167V171L169 172V174H174L175 172L173 173V171H175V170L179 171V174H181V175H182L183 173L186 174L185 172H183V171L180 170V169H182V168L184 169V167H181L179 170H178ZM190 168H191V166H190ZM217 168H218V167H217ZM234 168H235V167H234ZM142 169H143L144 172H147V169H146V170H144V168H142ZM160 169H161V170H160ZM163 169H162V168H159L160 171H162ZM166 169L163 170L165 173H167ZM230 169H231V170H235L236 168H235V169L230 168ZM159 170H158V171H159ZM192 170H193V169H192ZM194 170H195V169H194ZM194 170H193V171H194ZM199 170H200V169H199ZM231 170H230V171H231ZM153 171H154V169H153ZM153 171H152V172H153ZM155 171H156V170H155ZM160 171H159V173H161ZM177 171H176L175 174H177ZM193 171H191V172H193ZM195 171H196V170H195ZM212 171H213V170H212ZM212 171H209V172H212ZM216 171L218 172V171H219V168H218V170H216ZM164 172L162 173V176H163V177H167V174H165ZM180 172H181V173H180ZM201 172H202V170H201ZM201 172H200V173H201ZM203 172H206V171H203ZM203 172H202V173H203ZM159 173H157V174H159ZM196 173L198 174L197 171H196ZM196 173H195V174H196ZM200 173H199V174H200ZM152 174H153V173H152ZM164 174H165L166 176H165ZM184 174H183V175H184ZM199 174H198V175H195V177L197 176L196 178L199 177V179H198L199 181H201V180L203 181V179L205 180L206 178H208V177L205 178L202 174H201V175H199ZM209 174H211V173H208V171H207V172H206V176H210V177L213 178V176H211V175H213V173H212L211 175H209ZM214 174H215V173H214ZM153 175H156V174H153ZM159 175H161V174H159ZM187 175H188V174H187ZM189 175L194 176V173H193V174H192V173H189ZM111 176H113V174H112ZM168 176H170V175H168ZM171 176H172V175H171ZM174 176H175V175H174ZM177 176H178V174H177L175 177L178 178ZM200 176H203L204 178H203V177H200ZM163 177L159 178L158 175L156 176L157 179L159 178L158 183H160V184H159V185H158V183L156 184V186L158 185V188L156 187L155 190L159 189V187H160V189L162 190V187H163V186L166 187V186H168V185H171L170 183H168V182H166V181H165L166 184H165L164 181H163V182H160V181H162V179H163V180L165 179V178H163ZM175 177H172L171 180L174 181V178H175ZM186 177H187V176H186ZM188 177H189V176H188ZM195 177H194L193 179H191L193 182H194ZM210 177H209V178H210ZM156 178L153 177V178H151V180H150L151 182H153L154 187H155V183H154V181H152V179H156ZM169 178H171V177H169ZM182 178H183V179H182ZM201 178H202V179H201ZM212 178H211V179H212ZM223 178H224V177H223ZM223 178H222V179H223ZM227 178H228V177H227ZM227 178L225 177V179H227ZM160 179H161V180H160ZM179 179H181L182 181H180ZM179 179H178L179 183H180V182H184V181H183V180H184V176H182V177L179 178ZM188 179H189V178H188ZM222 179H221V180H222ZM228 179H229V178H228ZM171 180H170V182H171ZM176 180H177V179H175V181H176ZM196 180H197V179H196ZM208 180H210V179H208ZM208 180H205V182H208V183H209V186H211L212 184L215 183L214 181H216L217 179L215 178V180L213 181L214 183H212L211 185H210V182H209ZM168 181H169V180H168ZM178 181H177V183H178ZM186 181H187L188 183L191 184L190 179H189L190 182H189L188 180H186ZM211 181H212V180H211ZM222 181H224V180H222ZM222 181H219V180H218L217 182H221V183H222ZM225 181H226V180H225ZM227 181H228V180H227ZM229 181H230V179H229ZM151 182H150V183H151ZM193 182H192V184H193ZM197 182H198V181H197ZM197 182H195L196 185H198ZM217 182H216L215 185H218V186H219V184H217ZM161 183L165 184L166 186L163 185V184H162V186H161ZM167 183H168V185H167ZM195 183H194V184H195ZM203 183H204V182H203ZM227 183H228V184H227ZM174 184H175V183H174ZM174 184H172V185H174ZM190 184H189V185H190ZM192 184H191V185H192ZM199 184H200V183H199ZM224 184H225V182L222 183V185H220V188H221V189L223 188V191L225 192L226 189H225L224 187L228 186V185H229V182H226V184H225L226 186L223 187ZM181 185H182V183L178 184V186H181ZM184 185H185L186 187H188V189L192 188V186L189 188V186H188L187 184H184ZM204 185H205L206 188L203 187ZM230 185H232V184H231V181H230ZM150 186H151V185H150ZM209 186H208L207 183H206V184H202V186H200V189H201L202 187L205 188V189H202V192H203V191H206L207 187H209ZM212 186H213V185H212ZM212 186L209 188L210 190L212 189ZM221 186H222V187H221ZM232 186H233V185H232ZM151 187H153V186H151ZM154 187H153V188H154ZM171 187H173L172 190L174 191V186H171ZM229 187H230V186H229ZM229 187H227V188H229ZM233 187H234V186H233ZM256 187H258V186H256ZM168 188H170V187H168ZM168 188H165V190L168 189ZM183 188L186 189L185 187H183ZM214 188H216V186H215ZM214 188H213V189H214ZM217 188H218V187H217ZM217 188H216V189H217ZM239 188H240V187H239ZM258 188H259V187H258ZM258 188H257V189L255 188V189L258 190ZM175 189H176V188H175ZM184 189H182V190L184 191ZM188 189H187V190H188ZM194 189H195V191H196V189L198 190V189H199V186H198V188H197V187H196V188H192V190H194ZM218 189H219V188H218ZM218 189H217V190L214 189L215 191H214V190H213V191H214V192L219 191ZM224 189H225V190H224ZM231 189H232V188H229L228 190H230V193H231V192L233 193V189H234V188L232 189V191H231ZM155 190H152L151 192H152V193H156ZM163 190H164V188H163ZM163 190H162V191H163ZM165 190H164V192H166ZM169 190H171V189H169ZM172 190H171L170 193H169L170 195H173L172 197L175 196V195H174V192H175V191H176V193H177L176 195H178L179 193L182 192V191L180 192L181 187H180L179 193L177 192V191H178V188H177V190H175V191L173 192V194H171ZM190 190H191V189H190ZM207 190H208V189H207ZM228 190H227V193L229 192ZM234 190L237 192L236 189H234ZM253 190H254V189H253ZM256 190H255V194H256ZM162 191H161V192L159 191L158 193H161V194H162ZM185 191H186V190H185ZM185 191H184V192H185ZM195 191H193V192L197 194L198 192H195ZM213 191H212V193H213ZM221 191H222V190H221ZM221 191H219L220 193H219V192H216V195H217L218 193H219V195H220V194H221ZM146 192H147V193H150L149 191H146ZM164 192H163V194H166V193H164ZM186 192H187V191H186ZM190 192H192V191H190ZM200 192H201V190H200ZM207 192H208V191H207ZM224 192H223V193H224ZM236 192L234 193L235 195H236ZM253 192H254V191H253ZM152 193H150V194L152 195ZM188 193H189V191H188ZM188 193H187V195H188ZM194 193H193V194H194ZM210 193H211V192H209V193H205V192H204V194H209L208 196H211ZM227 193H225V194H227ZM237 193H238V192H237ZM169 194H168V195L166 194V195H167L168 197H170ZM182 194H183V193H181V195H182ZM184 194H186V193H184ZM201 194H202V193H201ZM251 194H252V193H251ZM251 194H250V195H251ZM255 194H254V196L256 197V195H258V192H257L256 195H255ZM145 195H147V194H145ZM187 195H185L184 197H186ZM216 195H215V193H214V197H215V198H217ZM231 195H232V197H234L233 194H231ZM178 196H179L178 199L181 198L180 195H178ZM189 196H190V195H189ZM193 196H195V195H193ZM212 196H213V195H212ZM220 196L222 197V195H220ZM225 196L227 197V195H224L223 197H225ZM236 196H237L238 200L240 201L241 199H239V198H242V197H239L240 195H239V196L236 195ZM254 196H252V198H253ZM176 197H177V196H176ZM182 197H183V195H182ZM191 197H192V196H191ZM199 197H200V196H199ZM214 197H213V198H214ZM223 197H222V198H223ZM228 197H229V195H228ZM230 197H231V196H230ZM232 197H231V199H232ZM174 198H175V197H174ZM186 198H188V196H187ZM186 198H185V199H186ZM189 198H190V197H189ZM189 198H188V199H189ZM196 198H198V196H197V197L195 196V199H196ZM213 198H212V199H213ZM235 198H236V197H235ZM235 198H234V200H236ZM256 198H257V197H256ZM192 199H193V197H192ZM227 199L230 200L229 198H227ZM258 199H259V198H258ZM213 200H214V199H213ZM215 200H216V201L219 200L218 202H219V205H220V203H221V202H220L221 198L219 197V198H217V199H215ZM222 200H223V199H222ZM224 200H226V199L224 198ZM228 200H227V202H228ZM232 200H233V199H232ZM234 200H233V201H234ZM255 200H256V202H253V203H254V204L257 203V204H259V205H260V203H261V207H260V208H262V204H264L263 201L261 200V202H260V201H259L260 199H259L258 201H259L260 203H258V202H257V199H253V201H255ZM193 201H194V203H197V202H195V200H192L191 202L193 203ZM236 201H237V200H236ZM239 201H237L238 204H239ZM191 202H190V203H191ZM211 202L216 203L215 201H211ZM211 202H209V203L206 202V203H207V204H210ZM223 202H224V201H223ZM227 202H226V203H227ZM242 202L245 203L246 201L243 200ZM201 203H202V202H199L198 204H201ZM203 203L205 204V202H203ZM203 203H202V206H203V207H206L207 205L205 206V205H203ZM224 203H225V202H224ZM224 203H223V204H224ZM228 203L231 204L230 201H229ZM246 203H247V202H246ZM198 204H196V206H197ZM221 204H222V203H221ZM233 204H234V206H235V204H236L235 201L233 202ZM250 204H252V201H251ZM250 204H247V207H246V204L244 205V204L240 203L239 205H241L242 207L245 206V208H249V207H250ZM254 204H252V207L254 206ZM257 204H256V205H257ZM191 205H193V204H191ZM214 205H215V204H214ZM214 205H211V204L209 205V206L212 207V209H211L209 206L206 207V210L203 208V209L205 210V211L203 210V212H206V213L208 212V213H209V211H210V209H211V211H212L213 214L211 213V211H210L209 214H212V215L214 216V214H215L214 211H216V210H217V211H220V209H219V210H218V208L216 209V205H218V204H216L215 206H214ZM226 205H227V204H226ZM239 205H238V206H239ZM248 205H249V207H248ZM259 205H257L256 209H259V208H258ZM213 206H214V207H213ZM220 206H221V205H220ZM193 207H194V209H196V210H194V211H195V213H197V216L195 215L194 211L192 212V210H193L192 208H193ZM218 207H219V206H218ZM221 207H223V205H222ZM236 207H237V206H236ZM242 207H241V208H242ZM200 208L202 209V207H200ZM207 208H209V210H208ZM232 208H235V207H233V205L231 204V209H232ZM201 209H198V208H196V207L193 205V206L191 207V215H190V216L195 215L194 218H196V219H197V217L199 216V217H198V219H199L200 217H202V215H198V214L200 213L199 211H201V213H202V210H201ZM213 209H216V210L213 211ZM235 209H237V208H235ZM235 209H234V213H237V212H235ZM238 209H239V208H238ZM242 209H243V208H242ZM251 209H252V208H251ZM251 209H246V210H251ZM253 209H255V208H253ZM263 209H264V208H263ZM263 209H262V210H263ZM197 210H198L199 213L197 212ZM240 210H241V209H240ZM262 210H261V211H262ZM236 211H239V210H236ZM243 211H245V209H244ZM257 211L261 212L260 209L257 210ZM241 212H242V210L239 211V218H242V217L245 218L246 216L244 217V215H240ZM254 212H256V210H254ZM171 213H172V214L174 213L175 216H176V214H177V213H175L174 211H172ZM192 213H194V214L192 215ZM218 213H221V211H220V212H217V214H218ZM256 213H257V212H256ZM263 213H264V212H263ZM172 214H171V215H172ZM202 214H203V216H205L204 213H202ZM260 214H261V213H260ZM212 215H211V216H212ZM207 216H209V217H207ZM213 216L210 217V215H206L205 218L203 217V219H202V218L199 219L198 222H197V221H193V220H196V219H193V218L191 219V217H190V220H191V221L188 220V223H189V222H192V221L195 222L196 225H197V223H199V221H200L201 223H202V221H203V223H206L209 219L213 218ZM215 216H216V214H215ZM220 216H221V214L219 215L220 220H219V218L216 216L217 219H218V221H219V223L222 222ZM254 216H255V215H254ZM257 216L260 217V215H258V214H257ZM247 217H248V215H247ZM251 217H252V216H251ZM251 217L249 216L248 219H247V218H246V219L249 221V218H250L251 221H252V219H253L254 217H252V218H251ZM130 218H131V217H130ZM130 218H129V219H130ZM133 218L136 219L135 221H137V219H138V218H135L134 216H133ZM187 218H188V217H187ZM208 218H209V219H208ZM256 218H257V217H256ZM256 218H254L253 220H255ZM260 218H261V217H260ZM262 218H264V215L262 216ZM214 219H215V221H214V223H215V222L217 221V219H216L215 217H214ZM214 219H212V220H214ZM238 220H239V219H238ZM238 220H237V221H238ZM129 221H131V222H129ZM129 221H128L129 223H128V222H127V223H128V224H131L132 221H134V220H131V219H130ZM180 221L182 222V220H180ZM183 221H184V220H183ZM240 221H241V219H240ZM240 221L238 222V225H239ZM259 221H263V222H264V220H261V219H259ZM208 222H209V221H208ZM208 222H207V225H205V224L203 225V224H202V225L204 226V227H202V228H204V229H202V230H205V231L207 230L206 233H208V232L211 233L212 231L210 232V226H209V231H208V229H207V226L209 225V223H211V220H210L209 223H208ZM182 223H183V222H182ZM184 223H185V221H184ZM186 223H187V222H186ZM188 223H187V224H188ZM195 223H194V226L196 227ZM212 223H213V222H212ZM219 223H216V224L219 225ZM124 224H125V223H124ZM192 224H193V223H191V225H192ZM236 224H237V222H236ZM236 224H235V225H236ZM133 225H134V222H133ZM133 225H132V226L129 225V226H130V230H131V227H133ZM189 225H190V224H189ZM199 225H200V229H201V224L199 223ZM199 225H198V226H199ZM210 225H212V226H211V229H212V228L215 229V228L213 227L214 224H210ZM218 225L215 226V227H216V229H215L216 231H217V229H218V228H217ZM233 225H234V223H233ZM125 226H126V227H125ZM129 226L124 225V229H125V228H128V229H129ZM198 226H197V227H198ZM205 226H206V227H205ZM237 228L239 229L240 227L237 226ZM213 229H212V230H213ZM238 229H237V230H238ZM126 230H127V229H126ZM235 230H236V229H235ZM235 230L233 229L232 234H233V232H235ZM237 230H236V232H237ZM198 231H199V230H198ZM205 231H204V233H205ZM199 232H200V231H199ZM213 232H214V234L216 233L215 231H213ZM213 232L211 233L212 236H213ZM240 232H242V230H240V231L237 232V233H240ZM260 232H261V231H260ZM204 233H203L202 236H203L204 239H205V237H207V236H205ZM262 233H263V232H262ZM262 233H261V234H262ZM128 234H129V233H128ZM128 234H127V235H128ZM199 234H202V233L200 232ZM211 234L208 235V236H211ZM217 234H218V233H217ZM232 234H231V235H232ZM234 234H235V233H234ZM242 234H243V233H242ZM259 234H260V233H258L257 235H254V237H256V238L259 239V238H260L259 236H261V235H259ZM215 235H216V234H215ZM215 235H214V237H215ZM235 235H236V234H235ZM235 235H234V236H235ZM263 235H264V234H263ZM216 236L218 237V235H216ZM232 236H233V235H232ZM232 236H229V237L226 239V242H227L228 240H229L228 242H230V240L232 239ZM234 236H233V239H238V238H237L238 234H237V236H235V238H234ZM240 236H241V235H240ZM242 236H243V235H242ZM242 236H241V238H242ZM214 237H213V238H214ZM217 237H215V240L217 239ZM261 237H262V236H261ZM125 238H126V237H125ZM128 238H129V236H128ZM128 238H127V239H128ZM213 238L211 237L212 240H210V239L207 238V239H208V241H207V245H210V244H208V243H209V241H211V243H212V247H214V246H216L215 244H216L217 241H221V240H222L220 237H218V239L220 238V240L213 241V240H214ZM239 238H240V237H239ZM244 238H245V235H244V237L242 238L243 241L245 240ZM256 238H255V239H256ZM127 239H126V240H127ZM207 239H205V240H207ZM233 239H232V240H233ZM255 239H254V240H255ZM232 240H231V241H232ZM240 240H241V239H240ZM240 240H239V242L241 243L242 240H241V241H240ZM261 240H262V239H261ZM212 241L215 242V244H213ZM233 241H234V240H233ZM236 241H238V240H236ZM255 241H258V240H255ZM255 241H253V244L255 243ZM226 242H225L224 245L222 244V246H224V247H221V249H222V248H223V249L225 248V245L228 243V242H227V243H226ZM259 242H260V240L257 242V244H258ZM205 243H206V242H205ZM244 243H246V240L244 241ZM218 244H219V242H217V245H218ZM241 244H242V243H241ZM247 244H248V245H251L250 247L252 248V244H249V241H247ZM257 244H256V248L260 247V250L263 249V248H261V245L263 244V241H262V244L260 243V244H261L260 246H259V245L257 246ZM213 245H214V246H213ZM227 245H228V244H227ZM248 245H247V246H248ZM263 245H264V244H263ZM220 246H221V245L219 244L218 248H220ZM218 248H217V249H218ZM226 249H227V248H226ZM258 249H259V248H258ZM224 250H225V249H224ZM255 250H257V249H255ZM260 250H258V251L260 252ZM258 251H256V252H258ZM262 251H264V249H263ZM256 252H255V253H256ZM260 253H262V252H260ZM262 254H263V253H262ZM254 255H255V254H254ZM254 255H253V256H254ZM259 255L261 256V254H259ZM251 256H252V255H251ZM253 256H252V257H253ZM260 256H258V257H260ZM262 256H263V255H262ZM242 257H243V256H242ZM252 257H251L250 259H252ZM258 257H257V255H256V257H253V259L251 260L252 263H253V264H264V256L261 257V258H258ZM243 258H245V257H243ZM243 258H240V260H241V261H239L240 263L242 262V260H245V259H246V258H245V259H243ZM254 258H257V260H255ZM251 261H249V262H251ZM247 262H248V261H247ZM240 263H239V264H240ZM241 264H244V263L242 262ZM247 264H248V263H247ZM249 264H250V263H249Z\"/></svg>",
	"mask_w": 264,
	"mask_h": 264
}]
</instances>
